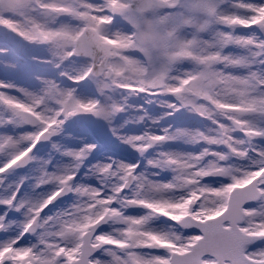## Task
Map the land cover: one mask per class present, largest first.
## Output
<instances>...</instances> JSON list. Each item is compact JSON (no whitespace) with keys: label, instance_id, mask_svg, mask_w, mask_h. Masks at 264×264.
Instances as JSON below:
<instances>
[{"label":"snow or ice","instance_id":"1","mask_svg":"<svg viewBox=\"0 0 264 264\" xmlns=\"http://www.w3.org/2000/svg\"><path fill=\"white\" fill-rule=\"evenodd\" d=\"M0 264H264V0H0Z\"/></svg>","mask_w":264,"mask_h":264}]
</instances>
